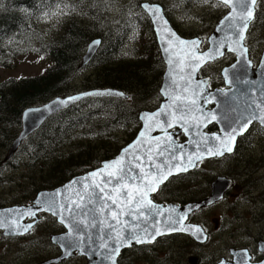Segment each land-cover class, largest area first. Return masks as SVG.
<instances>
[{
  "label": "water",
  "instance_id": "water-1",
  "mask_svg": "<svg viewBox=\"0 0 264 264\" xmlns=\"http://www.w3.org/2000/svg\"><path fill=\"white\" fill-rule=\"evenodd\" d=\"M179 1L219 3L218 0ZM257 3L258 0H255L254 5L251 0H248L247 8L251 9L252 18L249 21L247 33L254 21ZM144 5L158 6L160 8L159 19L150 15ZM140 7L150 21L160 57L164 63L162 82L158 91L161 102L158 107L152 111L142 110L138 113L140 127L135 137L121 148L114 158L101 162L99 167L72 178L60 187L39 192L29 206L0 209V224L4 225L0 226V231L6 237H20L29 233L31 230L25 232L24 228L29 224L33 227L38 221L37 215L41 213L52 216L63 226L65 232L51 239L52 243L58 247L60 255L41 264H61L75 256L83 258L86 264H113V260L117 264L121 253L133 247L150 245L160 237L176 234L190 236L196 243L205 244L208 237L204 230L203 235L197 233L195 229L202 228L198 225H189L186 223L187 218L221 201L224 194L231 188L232 180L217 177L211 184L208 198L184 206L156 204L152 201V196L170 179L195 171L201 163L233 155L238 140L244 137L252 127L264 129V124L254 120L247 131L236 136L235 146L231 152L225 151L223 155L210 154L222 150L224 142L232 146L228 133L242 123L239 118L243 116L246 119L253 112L259 114L261 109L257 105L264 107V50L255 67L250 60L249 50L244 56L240 54L242 49L235 42L236 36L229 27L231 22L225 20L230 12L229 7L225 6L227 12L206 39L204 49L202 39L183 38L176 32L161 4L143 1ZM242 10L240 6H237V12ZM170 35L171 39H169ZM97 41L99 43H94ZM193 41L197 42L195 46L191 43ZM245 41L244 45L247 47ZM100 43V39H95L88 44L81 61V68L89 64L97 53ZM221 43L225 47H220ZM165 48L169 50L166 52ZM203 53H210L215 58L198 59L197 57H201ZM226 55L233 57V63L222 68L220 72L224 88L210 90L209 79L200 77V72L207 65L219 62ZM197 64L200 67L193 71ZM70 97H79V99L70 100ZM101 98L127 100L128 96L118 90L94 89L66 97H57L45 104L24 110L21 115V130L8 149L3 162L9 161L21 144L52 116L85 100ZM61 101H67V103H61ZM162 109L163 112H161ZM149 117L152 118L149 119ZM211 126H215L216 132L208 131ZM141 133L144 135L142 136ZM179 136L183 138V141H178ZM124 149L128 150L127 153L123 151ZM117 161H121L125 169L131 168L129 176L135 174L142 177L144 172L150 173L148 189L154 187L155 191L142 190L147 191V196L141 198L140 202L147 204L151 201L152 204V207L142 209L144 216H140L135 211L129 213V206L121 203L127 199L125 196L119 197V207L105 198L106 194L117 196L112 193L116 181L104 188L103 192L100 191L109 178L107 173L115 170ZM106 164L112 167L105 169ZM154 165L159 167H154ZM93 172L98 174L92 176ZM139 183V180L129 181V187L124 191L133 190L134 186ZM96 184L100 187H89L86 190V185ZM80 196L84 197L83 201L80 200ZM76 203L82 206L75 208ZM105 204L108 205L107 208L104 207ZM61 205H64L65 209L62 210ZM50 206H53L59 214L53 215L51 211L43 210ZM68 206H72L74 211L68 212L66 210ZM37 208L42 210L37 211ZM30 210L36 215H28ZM113 211L129 214L120 215L121 223L117 224L112 219ZM134 216L138 218L134 219ZM25 219L30 221L34 219V222L24 224ZM172 221L177 223L174 224ZM181 226L184 230H171ZM114 228L116 231L113 230ZM145 229H147L146 233ZM157 230L164 234L158 235L150 243H136L135 239H131L129 243L128 239H124L126 246L120 248L119 254L113 251L126 235L129 238L140 236L142 239H150ZM235 264H246L245 257L242 261V257L237 256Z\"/></svg>",
  "mask_w": 264,
  "mask_h": 264
},
{
  "label": "trees",
  "instance_id": "trees-1",
  "mask_svg": "<svg viewBox=\"0 0 264 264\" xmlns=\"http://www.w3.org/2000/svg\"><path fill=\"white\" fill-rule=\"evenodd\" d=\"M141 1L0 0V68H10L11 60L23 54L19 48L31 47L33 42V54L50 62L38 76L0 82V151L3 154L18 136L21 115L28 108L94 89L118 90L128 96L127 100H85L52 116L30 135L15 154L21 155L24 163L15 166L13 157L6 167L9 169L11 164L12 169L21 168L20 174L26 178L25 186L18 185L17 195L11 197L14 205L26 204L40 191L62 186L114 158L135 137L139 129L138 113L152 110L159 103L164 66L150 21L140 7ZM171 2L173 11L163 5L164 13L183 38H190L197 31L179 29L173 14L188 17L202 4L216 8V20L224 13V8L215 3L195 6L192 2ZM260 9L247 34L246 43L250 48L253 40L261 43L264 38V13ZM41 16L52 21V30L40 29L37 18ZM95 39L101 43L86 66L91 72L78 78L84 69L80 65L86 48ZM212 71L210 67L203 69L200 77H208L210 84L220 82V78L212 79ZM261 132L264 134V130ZM249 135L239 141L235 166L227 171L231 177L240 179L243 187L252 189L254 184L245 174L250 164H257L239 153ZM3 167L0 165V175L5 170ZM5 175L0 176V182L7 180ZM200 178L197 173L179 178L175 181L177 187L171 185L161 197L180 205L198 202L204 194H195L199 186H191ZM164 244H160L161 248ZM125 262L126 257L119 260V264Z\"/></svg>",
  "mask_w": 264,
  "mask_h": 264
},
{
  "label": "rangeland",
  "instance_id": "rangeland-1",
  "mask_svg": "<svg viewBox=\"0 0 264 264\" xmlns=\"http://www.w3.org/2000/svg\"><path fill=\"white\" fill-rule=\"evenodd\" d=\"M146 1V0H142ZM158 3L167 6L170 12L173 11L172 2L171 0H155ZM199 10L196 11L195 14L189 15L188 17H183L182 14H173V19L177 27L181 30H190L194 29L196 34L190 38H200L204 42L203 49L206 47L205 41L213 31L215 25L219 22V20L225 14L222 13L221 17L216 20L217 10L214 6L210 4H202L199 7ZM260 10L264 13V0H262V4L260 5ZM37 23L40 25V29L45 32V30H52L53 27H50L53 23L50 20H45L43 16L37 18ZM50 27V28H48ZM187 38V37H186ZM189 38V37H188ZM34 43L31 47H20L19 49L23 52V54L17 58H13L11 62L10 68H0V82L9 78H29L35 77L40 75L46 68L50 66V62L44 59L41 56L35 55L34 53ZM248 47V44L246 43ZM250 59L253 62L254 66L259 61L260 55L264 50V38L261 43L253 42L251 43V48L248 47ZM232 56H225L219 62L206 66V68H211L213 71L212 79L220 78V72L222 68L229 66L233 63L231 59ZM82 71L79 73L80 75L78 78H81L84 75H87L91 72V69L83 67ZM221 79V78H220ZM218 81V80H216ZM80 81L77 83L79 84ZM214 82V81H212ZM221 82V81H220ZM219 82V83H220ZM254 133H257L254 131ZM254 134H250L252 136ZM250 140V137H249ZM248 143L254 144L252 147L249 148H240L239 153L242 157L246 156L247 159H250L251 162H262L261 168L257 165L250 164V169L247 172H252L255 168H258V172L251 173L249 177L253 179L255 182H252L253 193L245 195L244 189L241 188L242 181L236 176L230 177L233 179L234 188L230 192V194L225 198V200L212 207L209 211L210 219H217L222 224V233L220 236L215 240L214 245H206L203 248L199 249L202 254L213 256L215 253H219L222 250V247L225 245L223 241L228 240L229 243L234 242L237 244H251L250 240L243 238L245 235L246 237L250 236L261 238V235H264V140L263 139H251V142ZM3 152L0 151V157L2 156ZM5 153L0 158V163L4 159ZM235 158V157H234ZM233 158V159H234ZM13 164L18 165V163L23 164L24 158L21 155L14 156L12 160ZM235 166V161L231 162L230 160L221 161L220 163L214 164H203L199 167L201 171H208L213 173V175H209V179L207 178H200L198 181L194 182L191 187L199 186V188L195 191V194L202 195L207 194L209 190V182L212 181L213 177L215 176H226L227 169H233ZM5 165L3 168L5 169L3 174H6L7 180L0 182V202L1 200H8L9 197L13 195H17V190H19L18 185L22 184L25 186V179L23 175L20 174L21 168L12 169V165L10 164L9 169L6 168ZM238 170V169H237ZM243 173L242 175H244ZM0 175V176H2ZM201 175V174H198ZM205 175V174H203ZM211 179V181H210ZM177 185H174L176 188ZM193 189V188H192ZM182 193H185L183 190ZM3 194H6L4 196ZM227 225V226H225ZM221 227V225H220ZM210 228V227H209ZM243 232V233H242ZM240 237V238H239ZM264 237V236H263ZM263 239V238H262ZM13 246L7 248L5 250V255L0 257L1 260L4 261V264H35L37 259L32 261L33 255L35 250L32 254H29L28 251L20 249L19 247H14L16 243H12ZM2 246V245H1ZM39 248V247H38ZM41 249V248H40ZM131 260V259H130ZM131 264H134L131 261ZM140 260H136L135 263H139ZM0 264H3L2 262ZM72 264H85V262H74ZM147 264V263H145Z\"/></svg>",
  "mask_w": 264,
  "mask_h": 264
},
{
  "label": "flooded vegetation",
  "instance_id": "flooded-vegetation-1",
  "mask_svg": "<svg viewBox=\"0 0 264 264\" xmlns=\"http://www.w3.org/2000/svg\"><path fill=\"white\" fill-rule=\"evenodd\" d=\"M171 1H173V0H171ZM205 2H208V1H198V2H194V3H195V6H199L200 3H205ZM213 3L222 6L224 8V11L226 14L227 9L225 6H223L219 3H216V2H213ZM261 4H262V0H258V3L256 5V9H258ZM256 14H257V11H256ZM256 14H255V17H256ZM231 59L233 60V57H231ZM163 66H164V64H163ZM206 78H208V77H206ZM209 81H210V79H209ZM220 81H221L220 83L219 82H217V83L212 82L213 84H210V82H209V89L210 90H212V89H223L224 86H223L222 79ZM210 86H211V88H210ZM160 102H161V98H160L158 105L160 104ZM254 128H256V126L252 127L250 129V131L244 137L240 138L238 140V143L242 139L248 137L250 132H252L254 134V135H252V138H254L255 140L259 139V138L264 140V134H262V132H261L264 129L256 130ZM210 129H212V130H210ZM208 131L210 133L216 132L215 126H211L208 129ZM254 131H256L257 133H254ZM249 137H250V140H247L246 143L248 141L251 142L252 138L250 135H249ZM178 141H183V138L179 136ZM238 143H237L236 150L233 153V155H231L229 157H223V158L217 159V160L205 161L202 164H214V165H216V163H220L221 161H225V160H230L231 162H233L234 161L233 158L236 157V155L238 153V146H239ZM252 145L254 146V144L248 143V145H244L243 148L247 149L249 147H252ZM255 163L257 165H259V167L261 168L262 162L261 163L255 162ZM7 164H8V162H6V163L1 162L0 163V165H2V166H5ZM202 164H200V165H202ZM256 172H258V168H255V170L252 172H246L245 178H248L251 182H255L253 179H251L249 177V175L251 173L253 174ZM193 173H197V175L201 174L199 176L201 178L206 177L207 181L210 178L209 175H213V173H210L208 171L199 170V166L197 167V169ZM228 173H229V171L226 170V176H215V177H213L212 181L210 179L211 182H209V185H208L209 190L207 191V194H204L202 196V198L199 199V201H202V200H204L210 196L211 184L217 177H225V178H227V176L231 177V175H229ZM203 174H205V175H203ZM182 177H184V176H182ZM182 177H176V178L179 179ZM230 177H228L227 179L232 180V186L229 189V191H227L224 194L221 201L217 202L216 204H214L211 207H207V208H204V209H202L196 213H193L192 215H190L187 218L186 223H188L189 225H198L204 230L205 234L208 237L207 242L205 244L200 245V244L196 243L192 239V237L186 236V235L176 234V235L163 236V237L158 238L155 242H153L150 245L133 247V248L121 253L120 257L118 258L117 264H119L120 259L123 260V257H126L125 264H131L132 263L131 261H133L135 263L136 260H140V262L135 263V264H145V263H147V264H159V261L162 262L161 264H221V261H223L224 264H235V260H236L237 256H241L242 261L245 257L246 264H264V237H263L264 235H261L262 236L261 238H256V237L251 238L250 236L246 237L244 235L243 238L250 240L251 244H249V243L248 244H245V243L237 244L234 242L229 243L228 240H225V241H223V243H225V245L222 247L221 252L215 253L213 256L206 255L205 253L202 254L199 251V249L203 248L204 246H206L208 244L214 245L215 240L222 233V224L217 219H212V218L210 219L209 211L211 210L212 207L222 203L225 200V198L230 194L232 189L234 188L233 179ZM176 178L172 180L174 183H171L169 180L165 185L160 187L157 194L152 196V201L154 203L164 204V205L175 204L178 206H184L185 205V204L180 205L177 203L166 202L164 200V198L161 197V196H165V194H164L165 190L167 191L171 185H173V186L176 185V183H175V181L177 180ZM263 182H264V180H263ZM240 186H241V188L244 189L245 195L251 194L255 191V190H253L254 189L253 187L251 189V187L246 188V187H243L242 185H240ZM165 187H166V189H164ZM3 195L6 196V194H3ZM11 197H12V194H11ZM11 197H9L8 200H1L0 209H5V208H9V207L27 206V205H30L32 203V200L35 198V197L32 198L26 204L14 205V203L11 200ZM36 219L38 220L37 223L32 227L31 231L29 233H27L26 235H23L20 237H6V236H4L3 232L0 231V257L5 255V250L7 248H10L11 246H13L12 243H16L13 248L19 247L20 249L28 251L29 254H32V252L35 250V253H37V254L33 255V257H32V261L37 259L35 264H41V263L46 262L50 259H54L60 255V251H59L58 247L52 243L51 239H52V237L58 236V235L65 232L63 226H61L55 218H53L52 216L45 214V213H41V214L37 215ZM32 222H34V219L31 221L28 219L24 220V224H29ZM220 225H221V227H220ZM225 226H227V225H225ZM162 243L163 244L165 243V244L162 245L163 247L161 248L160 244H162ZM243 251H246L247 253L243 254L242 253ZM138 252H140L142 254H140ZM234 254H235V256H233ZM1 262L4 264V261L0 259V263ZM74 262H85V260L83 258H79V257L75 256L74 258H72L68 261H64L61 264H72Z\"/></svg>",
  "mask_w": 264,
  "mask_h": 264
},
{
  "label": "snow or ice",
  "instance_id": "snow-or-ice-1",
  "mask_svg": "<svg viewBox=\"0 0 264 264\" xmlns=\"http://www.w3.org/2000/svg\"><path fill=\"white\" fill-rule=\"evenodd\" d=\"M219 3H222L223 5L227 6L230 8V12L228 14V16L225 17V20L230 21L231 23L229 24V27L233 30L235 36H236V40L235 42L237 43L238 47L242 49L241 51V55L244 56L247 54L248 52V48L245 47L244 45V41L246 40V33L249 27V21L252 18V11L250 8H247V3L248 0H218ZM251 3L254 5L255 4V0H251ZM237 6H240L241 9H243L242 11L237 12ZM145 10L147 12H149L150 15L156 17L157 19H159V13H160V8L158 6H149V5H144ZM238 21V23H237ZM169 39H171V35L169 36ZM94 43H99L94 42ZM180 43H184L183 41H180ZM193 46L196 45V41L191 42ZM220 47H225V45L223 43H221ZM169 49L165 48V51L167 52ZM232 51H235L236 49H229ZM222 54V53H220ZM198 59H203V58H207V59H214L215 56H213L210 53H203L201 54V57H197ZM182 63V61H181ZM197 67H200L199 64H197L194 68L193 71L196 70ZM181 71H183V68H181ZM70 100H76L79 99V97H70ZM195 101H193L194 103ZM61 103H67V101H61ZM258 108L261 109L260 113L257 114L255 112L250 113L248 118H244L243 116H241L239 119L240 121H242V123L239 124L238 128H232L231 131L228 133V139L231 141L232 146H229V144L227 142L222 143V150H218L214 153H210L212 155H223L225 151L227 152H231L233 150V147L235 146V141H236V136L242 135L245 131L248 130L249 125H251L253 123L254 120H258L261 124H264V107H261V105H257ZM161 112H163V109L161 110ZM152 117H149V119H151ZM141 135L143 136L144 133H141ZM125 153H127V149L123 150ZM163 153H161L162 155ZM137 159H139V157H137ZM149 159H151V157H149ZM112 167V165H105V169ZM154 167H159L158 165H154ZM131 172V168L129 169H125L123 167V164L121 161H117L115 162V170L112 172H108L107 176L109 177L106 182L104 183V187L100 188V191L103 192L104 188H107V186L109 184H112L113 181H116L117 183L114 185V187L112 188V193L117 194L116 197H114L112 194H106V199L107 200H111L113 205H117V207H119L120 205L118 204V199L121 196H125L127 197L126 200L121 201V203H126L129 206V213L135 211L138 212L140 216H144V212L142 211V209H144L145 207H152L151 201H148L147 204L141 203V198H146L147 196V191H142L143 189H148V182H150V173L148 172H144L143 176H137L135 174L133 175H128ZM98 173L97 172H93L92 176H96ZM166 178V177H165ZM139 180L140 183L135 185L133 190L131 191H124L125 188L129 187V181H136ZM159 182V181H158ZM89 187H100L99 184L96 185H86V190ZM150 191H155V188H151L148 189ZM80 200L83 201L84 197L80 196ZM39 203V202H37ZM82 205L79 203L75 204V208H80ZM61 209H65L64 205L60 206ZM105 208L108 207L107 204L104 205ZM42 209L37 208V211H40ZM46 211H51L53 215H58L59 213L55 210V208L53 206H50L46 209H43ZM66 210L68 212H73L74 209L72 206H68L66 208ZM129 213H123V212H115L113 211V215H112V219L116 221L117 224H120L121 221L119 219L120 215H127ZM28 215L30 216H35L36 213L33 211H29ZM134 219L138 218L136 216L133 217ZM61 222L63 223V219L61 220ZM172 223H177L176 221H172ZM0 226H4L3 224H0ZM32 225L29 224L24 228V231L27 232L29 230H31ZM114 231H116V229H113ZM172 231H181L184 230V228L181 226L179 228H173L171 229ZM145 233L147 232V229L144 230ZM195 231L197 233H200L201 235H203V229L200 228H196ZM164 233L160 232L159 230L156 231L155 234L151 235L150 239H142L140 236H132L131 238H129L128 235H126L123 239L120 240V242L117 244L116 248L113 249V251L116 254H119V250L122 246H126L124 244V239H128L129 243L131 242V239H135L136 243H150L152 241H154L156 239V237L158 235H163ZM206 238V237H205ZM105 247H107V245H105ZM113 264H115V260H113ZM221 264H224L223 261H221Z\"/></svg>",
  "mask_w": 264,
  "mask_h": 264
},
{
  "label": "bare ground",
  "instance_id": "bare-ground-1",
  "mask_svg": "<svg viewBox=\"0 0 264 264\" xmlns=\"http://www.w3.org/2000/svg\"><path fill=\"white\" fill-rule=\"evenodd\" d=\"M34 49V48H33ZM20 53V52H19ZM40 56V55H39ZM17 57V56H16ZM12 61V60H11ZM81 69V68H80ZM78 76V75H77ZM76 79V78H75ZM75 82V81H74ZM76 92V90H74ZM80 93V92H79ZM72 95V94H71ZM2 182V181H1Z\"/></svg>",
  "mask_w": 264,
  "mask_h": 264
}]
</instances>
